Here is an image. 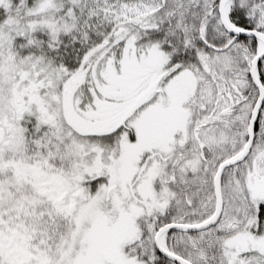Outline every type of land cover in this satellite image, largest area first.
<instances>
[{"label": "snow or ice", "instance_id": "snow-or-ice-1", "mask_svg": "<svg viewBox=\"0 0 264 264\" xmlns=\"http://www.w3.org/2000/svg\"><path fill=\"white\" fill-rule=\"evenodd\" d=\"M0 264H264V0H0Z\"/></svg>", "mask_w": 264, "mask_h": 264}]
</instances>
